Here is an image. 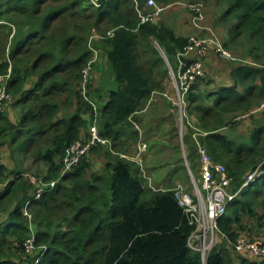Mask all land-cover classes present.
Instances as JSON below:
<instances>
[{"label":"trees","instance_id":"16d2710c","mask_svg":"<svg viewBox=\"0 0 264 264\" xmlns=\"http://www.w3.org/2000/svg\"><path fill=\"white\" fill-rule=\"evenodd\" d=\"M213 1L223 10L219 22L228 28L225 46L233 48L236 41L245 40L249 44L245 54L260 67L231 65L233 84L214 91L201 87V83L210 81H206L205 72L191 87L187 109L197 116L195 125L206 132L200 141L213 160L228 159L231 187L237 190L264 162L262 129L257 127L245 141L232 140L221 130L237 120L239 115L234 118L231 114L249 112L253 105L264 103V0ZM146 3L106 0L95 7L87 0H0V74L12 68L8 90L13 97L0 111V155L4 160H14L12 166L0 160V183H4L0 211L5 212L0 220V264H264V259L239 254L236 262L230 250L233 246H229L246 229L244 217H259L260 222L264 218L255 203L262 198L264 204V167L258 181L241 191L219 221L230 242L216 245L204 262L200 252L188 246L195 226L171 187H152L139 164L120 156L128 153L129 143L139 139L136 122L146 118L138 114L148 106L146 116L151 123L157 122L160 129L172 122L178 135L175 118L165 115L178 107L163 96L167 93L165 78L170 76L154 41L176 69L177 53L189 38L177 35L165 22H143L137 6L144 8ZM91 14L93 26L105 28L93 49L88 42L91 24L81 32L77 22L79 16L84 21L91 19ZM95 48L107 56L101 69L112 71L118 85L108 96L104 93L105 98L103 91L93 88V75L88 89L83 86V69ZM210 54L218 55L214 51ZM30 81L31 87L26 88ZM239 84H244L246 93L240 92ZM157 94L165 99L164 114L160 105L154 106ZM13 104L23 112L15 121L10 119V112H5ZM63 109L66 113L60 115ZM96 120L100 135L111 140L112 148L94 146L55 188L36 197L43 186L40 181L60 178L66 149ZM192 132L190 127L183 141L188 159L196 168L200 156ZM155 144L151 143V151ZM98 147L105 148V163L102 170L95 171L89 154ZM173 150L166 166L183 163L185 168L179 140ZM152 162L155 164H146L158 181L180 172L178 166L169 171L171 174H162L161 161ZM34 167L38 171L30 172ZM33 177L38 181L33 182ZM147 188L152 192L148 198ZM28 200L31 214L24 212ZM32 236L35 247L25 254V242Z\"/></svg>","mask_w":264,"mask_h":264},{"label":"built area","instance_id":"2783aa9c","mask_svg":"<svg viewBox=\"0 0 264 264\" xmlns=\"http://www.w3.org/2000/svg\"><path fill=\"white\" fill-rule=\"evenodd\" d=\"M87 1L90 4H93L95 7H100L106 0ZM189 6L197 14L195 18L201 17L200 6L195 4H190ZM146 8H151V10L145 13ZM137 9L142 21L145 22L153 20L155 16L164 10V7L160 4H157L155 0H147L144 8L137 6ZM159 49L161 51L162 48L159 46ZM213 51L219 56L225 58L232 57V53L225 48L224 44L218 39L212 37L201 39L193 36L186 47L177 53L176 69L172 66L166 52L164 50L162 51V56L168 68L170 69L175 85L174 96L171 97L170 94L166 95L181 110L182 115L184 106L187 107V105L190 103L188 94L191 91L192 85L196 83L200 77L205 75L203 61L208 56V54ZM194 55L196 57H194ZM189 59L190 61H188ZM92 60L83 69L84 89L92 76L94 63ZM10 78V73L0 74V111H3L6 105L13 100L12 94L8 90ZM94 107L95 110H97V106H95V104ZM195 134L194 137L199 147V156L201 162L199 171L201 184L198 182L190 166H188L193 182V189L188 191V189L185 188L181 183L177 184L171 189L174 191V195L178 200V203L189 214L191 223L195 226V229L188 238V246L192 250L200 252L202 260L205 262L209 252L218 243L220 236L222 234L223 237L227 236L220 229V219L226 214L229 204L240 196L241 191L257 179L256 177L259 176L261 170L264 167V162H262L255 173L249 174L247 180L243 183L241 188L234 190L231 187L232 177L229 175L226 165L213 160L207 148L202 146L201 141L197 137L199 133ZM182 135L183 132L181 131V136ZM99 144L112 148L111 140L101 136L98 125L93 123L89 126L87 133L84 136L74 141L66 149L64 155V169L60 178L52 180L48 183L40 181L43 186L39 187L37 190L36 197H40L43 193L55 188L61 177H63L65 173L72 171L81 162L82 158L86 156L94 146ZM146 149L147 143L143 141V138L140 135L136 153L134 155L120 153V156L139 164L142 175L147 178L150 185L154 187L151 184L152 179L149 177L144 167L145 163L143 159H141V155L146 151ZM37 181L38 180L33 177V182ZM159 189L164 190L165 187L160 186ZM29 203L30 200L27 201L26 205ZM34 240V236L28 239V241L25 243L26 250H31L34 248ZM234 250L245 258L264 259V240L261 238L249 239L247 237L240 236L234 243Z\"/></svg>","mask_w":264,"mask_h":264},{"label":"rangeland","instance_id":"374dc122","mask_svg":"<svg viewBox=\"0 0 264 264\" xmlns=\"http://www.w3.org/2000/svg\"><path fill=\"white\" fill-rule=\"evenodd\" d=\"M155 2L157 4H160L161 6H163L164 10L160 14L155 16L154 19L151 20L152 22H154V23H157L160 21L162 23L165 22L166 24H168V26H170L176 32L177 35L189 38L188 43L191 41V38L193 36H195L196 38L197 37L201 38V39L206 38V37H212V38L218 39L225 46L224 42L227 38L228 28L225 25L221 24L218 20V18L222 16V12L216 14L213 10L216 6L215 1L211 0V2L206 3L203 0H172V1H168V2H159L158 0H155ZM190 4H195L197 6H200L201 17L195 18V16L197 14L189 6ZM224 7H226V6H224ZM145 10L150 11L151 8H146ZM181 14H188V18H189V20H188V31H185L184 33H181L177 30L179 28L178 24H183L182 21L178 20V17H179V15L181 16ZM89 16L91 19H88L86 21H84L85 19H83V17L79 16L77 18V22L79 23V26H80L79 29L81 32L83 30H86V29L88 30L89 26L91 24V32H90L89 37H88V42H89V46L92 47L93 43L95 41H97L96 39L100 38V35L104 36L103 33H104L105 28H103V27H101V29L98 27L95 28L93 26L94 15L91 14ZM154 46L159 48L160 45H159V43L154 41ZM231 46H235V47L230 48V47L225 46V48L232 53V57L231 58H225V57L217 55L220 61L225 62L226 64L229 63L230 65L247 63V64H251V65L260 67V65L257 64L256 62H254L251 57H247V55H246L247 54L246 52H247L248 46H249L248 42H245V40L244 41L238 40ZM92 49H93V47H92ZM162 51H163V49H161V54H162ZM91 57H92L91 60L93 59L92 61H94V66H93V70H92V75L94 76L93 88L99 89L100 91H103L101 93V95H102V97L105 98V94L108 96L110 90H116L118 85L116 83V80L114 78L112 71H111V73H112L111 74L108 69H106V70L101 69V66H103L102 64L107 60L106 59L107 56L103 54V51L96 49L95 51H93V54ZM7 58H9V48H8ZM203 66H204V70L206 72V67L204 65V61H203ZM167 68H168V66H167ZM168 70H169L168 73H169L170 77L165 78V84H166V90H167V91L166 90L165 91L168 94H170L171 97H173L175 94V89H174L175 85H174V81L172 79V74L170 72V69L168 68ZM7 73H10L12 75V68H9ZM85 89H88L87 85H86ZM238 89L240 90V92H243V93H246V91H247V88L244 86V84L241 86L239 84ZM103 94H104V96H103ZM164 101H165V99L162 98V95L161 96L158 95V96H156V99L154 101L155 102L154 106L160 105L161 106L160 110L166 111V103L164 104ZM69 104L71 105V101H69ZM96 104H95V106H97ZM189 104L187 106H189ZM9 106L10 107H8V108H11V110H12V109H14L15 104L9 105ZM74 106H76V105H74ZM154 106L153 107L151 106L150 109L151 108L153 109ZM148 108H149V106H148ZM147 109L141 113L142 118H143V116H145L146 119H144V122H140V121L136 122V127L137 128L140 127L139 128L140 135L142 136L143 141L145 143H147L149 146L150 142H148L147 131L145 130V126L143 127V124L147 126L148 122L151 123L150 119L146 116ZM172 109H174V112L177 109L176 111L177 112L179 111V113H180L179 119L175 118V123L177 124L178 129L179 128L181 129V131L183 132V135L180 138L179 137L175 138V140H177V141L179 140L181 145H183V147L185 148V156H186V157H184L185 168H183V166H182L183 163L182 164L178 163L176 167L174 165L166 166L167 161H170L172 159L173 156H171V155L174 152H173V149L167 150V148L163 147L160 143L154 145V150H156L155 153L153 151H149L148 146H147L146 151L141 155V159H143V161L145 163L144 167L147 171V174L152 179L151 184L154 186V188L157 187V184H159L160 186L173 188L177 184L181 183L184 185L185 188L188 189V191H191L193 189V182L191 179V175H190L188 166H190V168H191L192 172L194 173V175L196 176L198 182L201 184V178L199 175L201 162H200L199 167H196V168L190 162V160L188 159V148L184 144L183 136L185 134L189 133L190 127L193 129L192 133H193L194 139H195L194 136L196 135L195 133H199V135L197 136L199 138V140H201L200 137L202 135H205L206 133H204V131L200 130V128L195 125L196 121L198 120L197 116L196 115H190L186 106H184L183 115H182L181 110L179 108H172ZM11 110H8V111L6 110L5 112L8 113V112H11ZM64 111H66V110H64V109L61 110L60 115H64L66 113ZM231 115H232V117H234V116L237 117L239 115L237 117V120L233 124H231L227 127V131H229V133L231 134L232 140L245 141L246 138L249 136V134L251 135V133L254 132V130L257 127H260L262 129L261 136H262V139H264V103L261 104V102H260L259 104L253 105L252 109L249 112L239 111V112L233 113ZM229 118H231V116H229ZM96 121H94V123H96L98 125V121L97 122ZM151 124H156V123H151ZM141 127L144 129L142 130ZM157 135L162 137L161 130H159ZM236 136L238 139L236 138ZM152 137H153V134L150 135V138H152ZM137 145H138L137 141L136 142L133 141V142L129 143L128 146H126L128 148L127 154L128 155H134L136 153ZM202 146L206 147L204 144H202ZM104 149L105 148H103V147H100V148L98 147L94 150L93 153L89 154L90 160H93L92 161V169L95 171L96 170H102L104 167V163H105V157L103 155V154H105ZM155 159L160 160L161 164L164 165V167L161 168L162 174H166V175H167V173L171 174V172H169V171L174 167L177 168L178 166L180 169V172H178L179 174H176V176L171 175L170 177H168L165 180L162 179V182H161V180L158 181V178L156 177V174L154 173V171L150 170L148 167L149 165L146 164V162H150L152 165H154L155 163H153L152 161ZM0 160L6 164H9V166H12L13 162H14V160L11 157L9 160H7V159L4 160L1 155H0ZM215 161H217V160H215ZM217 162H220V163L227 165L228 159H226V160L221 159V160H218ZM161 164L159 163V165H161ZM261 164H259L256 168H254V170L252 172H250L249 174L255 173V171L259 168V166ZM42 166L43 165H40L39 167L42 168ZM232 168H235V166L233 165ZM37 171H38L37 167L35 169L30 170V172H37ZM40 171H42V170H40ZM256 178H257L256 181H258V176ZM32 180H33V178H32ZM167 181L169 183H167ZM3 187H4V183H0V188H3ZM150 190L151 189L147 188L146 195H145L147 198L150 197L152 194V192ZM256 201L257 202H255V203H256L258 213L263 214V216H264V204L261 203L262 198H258V199H256ZM24 212L30 213V209L27 208V205L25 207ZM30 214L28 216L29 219H31ZM0 216H1L0 220H3V217H5V212L0 211ZM244 218H245L244 224L246 225V229L241 230L239 236L247 237L249 239H251V238H253V239L254 238H262V237L264 238V218L261 220V222L259 220V217H255V218L244 217ZM259 224H263V227L260 228ZM255 227H258L259 229L254 230ZM248 233H250L251 234L250 236H252V237H250L248 235ZM227 241L230 242L228 236L223 237V234H222L216 245L221 246V245L225 244L224 242H227ZM229 246H233L232 249L230 247V250L233 251V253L236 255V257H234V258H235L236 262L239 263V259L241 257L237 256L238 253L235 250H233L234 245L229 244ZM34 247H35V240H34ZM24 248H25L24 249L25 254L31 253L32 249L26 250L25 245H24Z\"/></svg>","mask_w":264,"mask_h":264},{"label":"crops","instance_id":"0c3cea01","mask_svg":"<svg viewBox=\"0 0 264 264\" xmlns=\"http://www.w3.org/2000/svg\"><path fill=\"white\" fill-rule=\"evenodd\" d=\"M213 10L216 14L222 12V9L217 5L215 6V8ZM178 20L182 21L183 24H178L179 28L177 30L181 33L188 31V20H189L188 14H181V16L179 15ZM6 56H8V53ZM204 65L206 67V77H207L206 81L210 80L209 82L201 83V87L204 91H214V90H218L222 86H230L233 84V81H232V78L230 75L232 66L229 63L226 64L225 62L220 61L219 58L217 56H215V54H209V56H207L204 59ZM28 87H31V81L27 83L26 88H28ZM166 94H168V93H165L163 96L164 97L167 96ZM158 95L161 96V94H157V96ZM167 98L170 99L168 96H167ZM176 110L174 112V109H171L169 112H166L165 115L167 117H170V118H178L179 119L180 113H179V111L177 112ZM164 112L165 111H162V114H164ZM22 113L23 112H22L21 108L15 107L14 109L11 110L9 117L12 121H15L19 118L18 116L22 115ZM140 115L142 116L141 113L138 114V116H140ZM155 123L156 124L148 125L147 129H146V125L143 124V127L145 126V130L147 131V138H148V142H150V145H151V143L155 144V142L160 143V144L163 142L162 143L163 147H167L165 144H168V146H169L168 148L173 149V147L175 146V144L177 142V140H175V138L181 137V129L179 128L180 130L178 129V132H177L178 135H175L174 124L172 122H166V123H164V125L162 127H160V129L162 130L161 131L162 137H160L159 135H157L159 130H160L158 128L159 125L157 124V122H155ZM175 125L177 127V124H175ZM139 128L140 127H138V129ZM143 129L144 128H142V130ZM221 131H223L227 136H229L230 139H232L231 134L229 133V131H227V127L222 129ZM204 133H206V132H204ZM151 134H153V137H152L153 139L150 138ZM249 137H250V134L246 139H248ZM236 138H237V136H236ZM236 141H240V140H236ZM137 142H138V140H137ZM150 145L149 146L147 145L149 151H151ZM181 146H182V153H183L182 156L185 157V148L183 147V145H181ZM153 152L155 153L156 150H154ZM173 152L175 153L174 150H173Z\"/></svg>","mask_w":264,"mask_h":264}]
</instances>
